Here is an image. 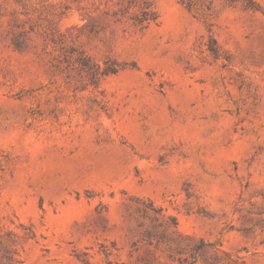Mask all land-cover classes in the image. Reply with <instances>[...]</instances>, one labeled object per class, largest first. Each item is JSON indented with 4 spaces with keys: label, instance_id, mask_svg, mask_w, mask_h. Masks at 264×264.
I'll return each mask as SVG.
<instances>
[{
    "label": "rangeland",
    "instance_id": "rangeland-1",
    "mask_svg": "<svg viewBox=\"0 0 264 264\" xmlns=\"http://www.w3.org/2000/svg\"><path fill=\"white\" fill-rule=\"evenodd\" d=\"M0 264H264V0H0Z\"/></svg>",
    "mask_w": 264,
    "mask_h": 264
},
{
    "label": "trees",
    "instance_id": "trees-1",
    "mask_svg": "<svg viewBox=\"0 0 264 264\" xmlns=\"http://www.w3.org/2000/svg\"><path fill=\"white\" fill-rule=\"evenodd\" d=\"M132 20L135 26L144 29L150 26L152 23H155L158 20V15L149 4H146L142 12L140 14H136Z\"/></svg>",
    "mask_w": 264,
    "mask_h": 264
}]
</instances>
